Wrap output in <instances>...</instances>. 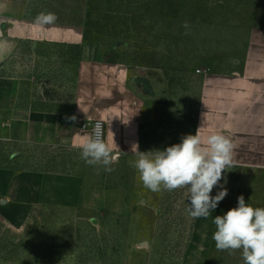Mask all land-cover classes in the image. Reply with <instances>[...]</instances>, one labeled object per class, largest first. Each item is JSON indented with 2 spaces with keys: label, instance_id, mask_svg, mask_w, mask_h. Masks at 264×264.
<instances>
[{
  "label": "rangeland",
  "instance_id": "obj_1",
  "mask_svg": "<svg viewBox=\"0 0 264 264\" xmlns=\"http://www.w3.org/2000/svg\"><path fill=\"white\" fill-rule=\"evenodd\" d=\"M259 2L87 0L86 39L99 44L102 59L118 69V76L122 73L131 91L127 102H135L134 78H147L153 89V98L145 99L142 151L163 150L194 135L197 68L217 58L221 45L233 42L234 30L242 25L237 20L253 14ZM20 47L13 70L31 79L23 82L21 95H71L74 72L62 65L69 48ZM13 150L22 151L25 159L13 161L16 167L85 170L78 151L70 152L75 161L67 165L55 160L60 152L52 147H11L4 141L0 165L9 163L3 159ZM132 162L122 155L111 172L91 166L90 191L74 208L35 206L21 223L0 220V264H244L240 250L229 254L216 249L215 225L206 243L196 244L203 235H196L197 219L188 214L187 189L152 192L144 188ZM220 185L228 194L218 215L236 207L240 195L254 208H264V170L229 168L211 195Z\"/></svg>",
  "mask_w": 264,
  "mask_h": 264
},
{
  "label": "crops",
  "instance_id": "obj_2",
  "mask_svg": "<svg viewBox=\"0 0 264 264\" xmlns=\"http://www.w3.org/2000/svg\"><path fill=\"white\" fill-rule=\"evenodd\" d=\"M41 12L54 13L58 19L53 25L38 26L34 20ZM86 13L87 0H0V141L11 147H52L60 152L55 160L69 165V161H75L74 155L70 159V152H79L72 145L90 134L80 123L101 119L106 142L114 147L116 144L124 152L121 156L135 161L131 147L138 144L142 151L145 99L153 98V89L145 77L140 78L148 81L150 93L132 80L135 102H127L131 91L122 73L118 76V69L102 59L99 44L85 40ZM237 21L242 25L234 30L233 42L227 47L221 45L217 58L205 62L196 74L195 133L205 114L201 136L228 135L235 145L234 167L259 171L264 170V0L253 14ZM23 43H31L34 48L38 44L69 48L62 65L74 72L71 95H21L23 82L31 80L13 70ZM74 52L76 58H70ZM42 102L54 105H38ZM21 153H7L3 161L9 163L0 165L2 222L21 223L35 206L74 208L90 191L91 165L86 163L85 170L78 173L13 166V161L25 160ZM221 204L207 219H197L196 235L203 238L196 244L206 243L204 238L208 239Z\"/></svg>",
  "mask_w": 264,
  "mask_h": 264
},
{
  "label": "clouds",
  "instance_id": "obj_3",
  "mask_svg": "<svg viewBox=\"0 0 264 264\" xmlns=\"http://www.w3.org/2000/svg\"><path fill=\"white\" fill-rule=\"evenodd\" d=\"M57 19L54 13L41 12L34 23L48 26ZM204 123L205 114L202 126L194 135H185L180 143L163 150L140 151L138 144L131 147V152L136 155L132 166L142 185L152 192L187 189V199L190 201L187 211L193 219H207L227 196L228 190L223 185H220L215 196L211 193L224 179V173L236 163L235 145L231 138L222 133L202 137ZM72 147L79 150L81 159L88 165L103 166L108 172L114 170L112 165L124 153L116 144L114 147L106 142L103 125L99 122L90 134L78 139ZM237 199L236 207L213 219L215 231L212 240L218 251L232 254L240 250L244 264H264V208H254L245 202L243 195Z\"/></svg>",
  "mask_w": 264,
  "mask_h": 264
},
{
  "label": "built area",
  "instance_id": "obj_4",
  "mask_svg": "<svg viewBox=\"0 0 264 264\" xmlns=\"http://www.w3.org/2000/svg\"><path fill=\"white\" fill-rule=\"evenodd\" d=\"M199 71H200V69H197V72H199ZM98 122L103 125V133H104V138H105V124H104V121L101 120V119H91V120H88L86 122H81L80 123V127L82 129H88L90 131V133H91L92 130H93V127ZM0 206H1V201H0Z\"/></svg>",
  "mask_w": 264,
  "mask_h": 264
},
{
  "label": "water",
  "instance_id": "obj_5",
  "mask_svg": "<svg viewBox=\"0 0 264 264\" xmlns=\"http://www.w3.org/2000/svg\"><path fill=\"white\" fill-rule=\"evenodd\" d=\"M133 81H136L138 83H141L144 87V90L150 93V86L148 81L145 78H134Z\"/></svg>",
  "mask_w": 264,
  "mask_h": 264
},
{
  "label": "trees",
  "instance_id": "obj_6",
  "mask_svg": "<svg viewBox=\"0 0 264 264\" xmlns=\"http://www.w3.org/2000/svg\"><path fill=\"white\" fill-rule=\"evenodd\" d=\"M85 40L88 41V40L86 39V32H85Z\"/></svg>",
  "mask_w": 264,
  "mask_h": 264
}]
</instances>
